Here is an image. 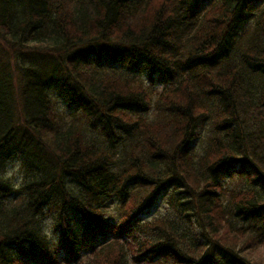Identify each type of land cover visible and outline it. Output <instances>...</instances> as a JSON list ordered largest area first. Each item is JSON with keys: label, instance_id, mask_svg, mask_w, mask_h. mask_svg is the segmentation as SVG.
<instances>
[{"label": "trees", "instance_id": "obj_1", "mask_svg": "<svg viewBox=\"0 0 264 264\" xmlns=\"http://www.w3.org/2000/svg\"><path fill=\"white\" fill-rule=\"evenodd\" d=\"M254 5L0 0V36L23 57L14 72L0 57V264H28L36 252L64 263L41 222L46 203L66 249L79 254L91 233L119 235L84 264H264V6L240 28ZM118 63L166 85L156 93ZM15 153L25 178L10 198L5 161ZM37 162L48 187L31 175ZM162 187L167 213L142 220ZM113 199L114 223L104 208ZM91 214L93 227L79 229Z\"/></svg>", "mask_w": 264, "mask_h": 264}, {"label": "rangeland", "instance_id": "obj_2", "mask_svg": "<svg viewBox=\"0 0 264 264\" xmlns=\"http://www.w3.org/2000/svg\"><path fill=\"white\" fill-rule=\"evenodd\" d=\"M264 6V0H255V5L253 6L252 10H250V15L247 18L245 25L240 26V28H250L254 25L256 18L258 17L260 13V9ZM0 57H3L2 61H5L4 66L8 70L6 71H13L16 70L18 67L21 66V63L23 61V57L18 58L16 57V53L12 54L10 53V48L8 44L5 43V40L2 39L0 36ZM114 68L119 69L127 75H131L133 77L141 79L146 86H148L150 89L155 91L156 93H159L164 85L166 83L164 80H161L158 76L155 74H149L150 72L143 68L142 66H127L126 64L118 63V64H112ZM8 77V76H7ZM7 77H3V81L7 84L6 79ZM53 95H56L58 97V105L61 109L65 110V115L71 118V113L73 111V106L70 105L66 99L58 94L54 89L51 90ZM13 97H16L18 99L14 103V115L13 119H15L17 127L21 130V133L23 132L22 126H24V118L19 110L17 108L18 104L22 103V97L20 95H16L15 92ZM95 135H97L96 131H93ZM195 143L196 150H201L203 146L205 145V142H203L202 137H199ZM46 160L50 161L51 163L54 162L51 155H47ZM6 164H5V173L8 174V176L11 179L12 183V190L10 192L9 197L13 198L16 196V193L19 191L20 186L23 184L24 178H25V172L22 170V161L20 159V154L15 153L12 155V157L6 158ZM226 183L231 187L235 185V181L232 177H226ZM170 192L169 187H162L160 188L159 192L157 193L154 201L152 204L146 207V210L141 213L142 220H151L157 216L165 215L168 211V194ZM118 200H108L104 203V208L108 211L110 220L114 223L116 218L119 215L118 211ZM55 206V205H54ZM50 203H46L39 211L41 222L44 228V231L46 235H48L50 242L52 243V246L57 249V254L59 256L64 257V264H84L85 261L91 259L94 255V251H96L100 246H102L105 242L115 240V238H118L119 235L112 232H107L108 234H102L97 237H92V233L89 234V242L88 245L84 246L80 253L78 254L77 251L66 249L65 245V236L62 234V232L59 231L57 224H56V210ZM95 240V241H94ZM94 241V245L91 246V242ZM97 245V248L93 250L94 246ZM264 253V249L262 250V256ZM131 255V254H130ZM28 264H43L42 258L40 257L39 252H36V256L33 257L30 255V258L27 259ZM132 264H147L145 259L143 258L141 261H136L135 259H130ZM47 264V263H44Z\"/></svg>", "mask_w": 264, "mask_h": 264}, {"label": "bare ground", "instance_id": "obj_3", "mask_svg": "<svg viewBox=\"0 0 264 264\" xmlns=\"http://www.w3.org/2000/svg\"><path fill=\"white\" fill-rule=\"evenodd\" d=\"M48 168V167H47ZM46 167H44V169H47ZM27 171V170H26ZM30 171L32 172V177L33 178H35V179H37V178H41V177H45L44 179H43V183H44V185H46L47 187L48 186H50V183H48V182H53L52 181V178L51 177H46V173H45V170H43V168H42V166L37 162V164L32 168V169H30ZM8 175V174H7ZM9 177V176H8ZM10 178V177H9ZM53 188H54V186H52ZM83 204L81 205V207H79V206H76L77 207V209L76 210H78L81 214H84L85 213V210L83 209ZM75 209V208H74ZM92 216H91V219H90V221H88L87 223H84V222H82V224H81V226H80V228L79 229H81L82 227H86V228H88V227H93V225H92V220H93V218H95V216L96 215H94V214H91ZM83 220L85 219V217H83L82 218ZM18 237H20V238H23L24 236L22 235V234H20V233H18V235H17Z\"/></svg>", "mask_w": 264, "mask_h": 264}]
</instances>
